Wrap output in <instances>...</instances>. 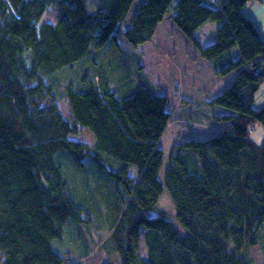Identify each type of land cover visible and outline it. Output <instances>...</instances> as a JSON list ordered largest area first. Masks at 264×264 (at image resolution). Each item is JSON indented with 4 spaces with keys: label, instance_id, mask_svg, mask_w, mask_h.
Returning <instances> with one entry per match:
<instances>
[{
    "label": "trees",
    "instance_id": "obj_1",
    "mask_svg": "<svg viewBox=\"0 0 264 264\" xmlns=\"http://www.w3.org/2000/svg\"><path fill=\"white\" fill-rule=\"evenodd\" d=\"M174 1L141 0L124 30L127 42H151ZM250 1L177 0L176 27L216 75L238 76L209 102L230 111L214 116L222 133L178 145L162 181L167 97L146 85L118 94L91 69L108 46L122 52L118 33L136 0H102L95 13L89 0H0V264H78L53 242L84 214L111 219L102 248L119 261L103 264L253 263L249 250L264 225V143L251 138L255 124L264 127V106L254 108L264 38L243 12ZM51 8L61 14L56 25L41 22ZM208 23L219 28L204 47L197 32ZM77 67L83 81L67 83ZM82 130L94 145L70 139ZM105 180L124 190L99 202ZM165 187L179 227L158 207Z\"/></svg>",
    "mask_w": 264,
    "mask_h": 264
},
{
    "label": "rangeland",
    "instance_id": "obj_2",
    "mask_svg": "<svg viewBox=\"0 0 264 264\" xmlns=\"http://www.w3.org/2000/svg\"><path fill=\"white\" fill-rule=\"evenodd\" d=\"M101 1L89 0L88 12L95 13ZM140 1L136 0L129 18L118 33L122 52L108 46L98 54L100 60L97 59L91 63V69L102 73L111 90L118 94L130 93L140 85H146L153 93L158 92L167 97V110L171 114V123L160 144L165 153L164 167L160 172V178L163 181L165 170L169 165V157L178 145L191 140H205L222 133L224 127L214 116L229 114L230 111L221 107H212L209 102L235 83L238 72L234 71L226 77L218 76L211 64L201 58L197 48L174 23L177 0L159 25L152 41L139 47L132 46L123 34L125 28L130 26ZM243 12L248 18H252L249 19L255 25L259 26L264 38V0L248 2ZM60 17V11L51 8L41 22L56 25ZM197 37L204 47L213 44L209 38H202V32H199ZM68 76L72 80H67V83L78 84L83 81L85 73L77 67ZM59 77L62 80L63 74L59 73ZM58 105L64 115L69 117L70 109L67 102L63 100L58 102ZM263 106L264 84L255 95L254 108L257 110ZM79 137L86 144L91 142L90 139L93 141L87 131H81ZM251 138L257 145L262 146L264 127L258 123L255 124ZM114 181L105 180L104 184L102 181L99 182L102 187L97 188L95 193L99 202L103 200L101 195L103 193L117 195L124 190V188L116 187L119 183ZM88 190L89 188H82V193ZM110 198L115 199L113 196ZM158 207L166 211L170 219L179 227L175 220L176 210L166 187L159 199ZM110 220L97 219L94 214H84L81 224L70 220L65 226L63 239L54 241L53 248L78 264H103L108 257L117 263L119 257L113 255L112 249L102 248L104 240L108 239L110 234ZM145 233L146 230H142L140 255L142 259L147 260ZM249 255L252 264H264V225L259 234V244L249 250Z\"/></svg>",
    "mask_w": 264,
    "mask_h": 264
},
{
    "label": "crops",
    "instance_id": "obj_3",
    "mask_svg": "<svg viewBox=\"0 0 264 264\" xmlns=\"http://www.w3.org/2000/svg\"><path fill=\"white\" fill-rule=\"evenodd\" d=\"M259 1V0H258ZM249 18H251V17H249ZM252 19V18H251ZM256 27H257V29L259 30V32L261 33V31H260V29H259V26L256 24L255 25ZM219 28V25H217V24H206V25H204L198 32H197V34L199 33V32H202V38H204V39H207V38H209L210 39V42L211 43H215L216 42V32H217V29ZM262 35V34H261ZM200 40V39H199ZM201 42V41H200ZM202 44V43H201ZM211 45V44H210ZM203 46V45H202ZM196 50V49H195ZM198 51V50H197ZM199 52V51H198ZM198 54V53H197ZM200 54V53H199ZM238 53H236V56H237V58H239V55H237ZM212 68V67H211ZM156 96H162L161 94H159L158 92H156V93H154ZM82 131H87V130H82ZM88 132V131H87ZM89 133V132H88ZM90 134V133H89ZM90 136L93 138V141H92V139H90V143H89V145H94L95 144V139H94V137H93V135L92 134H90ZM78 141H81V142H84V141H82L81 140V138L80 137H78ZM133 171H136L135 169H133Z\"/></svg>",
    "mask_w": 264,
    "mask_h": 264
},
{
    "label": "bare ground",
    "instance_id": "obj_4",
    "mask_svg": "<svg viewBox=\"0 0 264 264\" xmlns=\"http://www.w3.org/2000/svg\"><path fill=\"white\" fill-rule=\"evenodd\" d=\"M132 11V10H131ZM131 14V13H130ZM130 16V15H129ZM44 17V16H43ZM164 97H166V96H164ZM78 137L79 136H70V139H72V140H75V141H78Z\"/></svg>",
    "mask_w": 264,
    "mask_h": 264
}]
</instances>
